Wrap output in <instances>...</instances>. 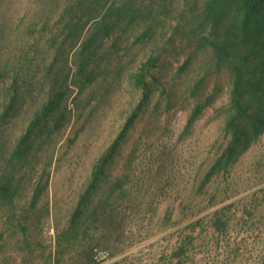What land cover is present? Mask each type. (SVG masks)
<instances>
[{"label": "rangeland", "instance_id": "obj_1", "mask_svg": "<svg viewBox=\"0 0 264 264\" xmlns=\"http://www.w3.org/2000/svg\"><path fill=\"white\" fill-rule=\"evenodd\" d=\"M170 1L169 14L157 6L145 20L126 21L117 32L100 38L81 73L78 46L57 32L53 21L32 39L24 36L23 28L0 42V64L11 72L20 67L23 71L18 113L0 128V179L11 178L14 189L11 203L0 195V264H56L57 235L67 226L94 163L142 100L112 166L114 173L130 174L137 196L122 205L127 216L122 235L114 233L107 241L97 234L101 244L94 250L96 264H159L160 253L169 251L180 228L224 204L242 210L250 200L260 202L258 216L264 218V136L237 164L233 177L239 184L225 203L207 209L198 197L188 209L184 202L197 194L203 173L215 158L230 74L223 71L207 80L199 97L212 101L185 130L198 100L188 88L205 71L210 53L197 51L193 41L176 30L178 11L194 0ZM13 2L11 23L16 31L21 25L19 11L29 2ZM90 25L82 20L81 37ZM9 84L10 79L0 83V101ZM60 91L63 99L37 131L28 154L19 161L10 158L33 113ZM39 180L45 186L31 207ZM242 216L238 212L230 233L233 245L241 247L237 258L229 257L225 264H264V225H245ZM224 245H211L198 263L222 264ZM72 256L66 255L60 264H73Z\"/></svg>", "mask_w": 264, "mask_h": 264}, {"label": "trees", "instance_id": "obj_2", "mask_svg": "<svg viewBox=\"0 0 264 264\" xmlns=\"http://www.w3.org/2000/svg\"><path fill=\"white\" fill-rule=\"evenodd\" d=\"M13 1L0 0V42L23 28L24 36L32 39L44 33L53 21L57 32L75 41L78 46L80 73L93 58L100 38L117 32L126 21L134 24L145 20L152 12L155 13L157 6L162 8L160 12L163 14L171 12L168 10L170 0H28L29 6L19 11L23 27L20 29L21 25H17L15 31L11 23ZM175 18L180 19L176 30L186 34L197 51L210 53L205 71L188 88L198 100L188 116L185 130L212 101V97L205 102L199 97L207 80L223 71L230 74L222 133L217 139L215 158L203 173L197 194L184 200L190 209L189 205L193 207L196 199L201 197L209 209L225 203L232 196L239 184L233 177L237 164L264 136V0H194L188 8H181ZM82 20L91 22L83 37L80 35ZM53 28L49 29L50 32ZM188 63L189 59L181 68ZM20 68L11 72L6 65L0 64V83L6 84L10 79L9 89L0 101V128L15 117L20 108L18 99L23 80ZM64 95L63 91L50 95L33 113L16 139L10 158L19 161L28 154L37 131L56 111ZM143 101L127 115L112 142L94 163L67 226L57 235L56 264L70 254H73V264H96L94 250L101 244L97 234L107 241L114 233L122 235V225L127 218L122 205L137 195L130 174L114 173L112 166L139 116ZM11 182V178L0 179V195L9 203L14 194ZM44 186L39 180L29 202L31 207L39 201ZM10 193L12 195L8 196ZM260 204L250 200L239 210L237 205L228 203L206 217L191 221L180 228L169 251L160 253L159 264H199L198 260L211 245L216 248L225 244L226 255L222 257V264L229 257L237 258L241 246L235 247L230 241L233 222L238 212L242 211L244 216L241 220L245 225L257 223L255 227L260 228L264 225V218L258 216ZM23 230L24 236H27L29 228L25 224Z\"/></svg>", "mask_w": 264, "mask_h": 264}]
</instances>
